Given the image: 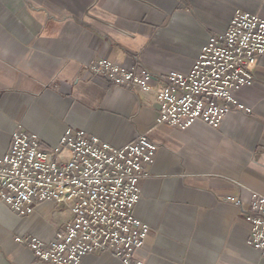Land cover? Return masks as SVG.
<instances>
[{
  "label": "crops",
  "instance_id": "0c3cea01",
  "mask_svg": "<svg viewBox=\"0 0 264 264\" xmlns=\"http://www.w3.org/2000/svg\"><path fill=\"white\" fill-rule=\"evenodd\" d=\"M236 11L264 20V0H0V157L18 128L46 151L68 128L116 148L148 134L157 151L133 216L150 232L134 260L264 264L247 245L239 207L226 201L245 207L253 196L264 198V56L252 86L235 94L251 113L231 112L218 129L156 126L152 93L104 85L83 69L99 58L130 67L134 57L149 71L185 74ZM69 219L51 202L27 217L0 204V264H45L15 238L48 243ZM81 264L122 263L101 253Z\"/></svg>",
  "mask_w": 264,
  "mask_h": 264
},
{
  "label": "built area",
  "instance_id": "2783aa9c",
  "mask_svg": "<svg viewBox=\"0 0 264 264\" xmlns=\"http://www.w3.org/2000/svg\"><path fill=\"white\" fill-rule=\"evenodd\" d=\"M264 56V20L236 11L226 30L210 35L185 74L152 72L131 58L130 67L105 59L83 65L92 80L136 94L152 93L158 106L155 125L185 130L195 122L218 129L231 112L250 114L235 94L253 84V67ZM157 145L148 134L113 147L81 129L65 130L46 151L39 138L20 128L0 157V204L18 217L33 214L44 202L62 205L70 219L46 243L18 236L35 260L45 264H81L83 258L109 253L122 264H142L134 253L150 232L133 216L139 181L152 165ZM239 207L249 228L247 245L264 259V198L253 196Z\"/></svg>",
  "mask_w": 264,
  "mask_h": 264
}]
</instances>
